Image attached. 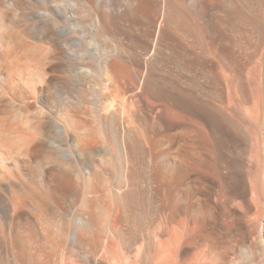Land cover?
<instances>
[{"label":"bare ground","instance_id":"6f19581e","mask_svg":"<svg viewBox=\"0 0 264 264\" xmlns=\"http://www.w3.org/2000/svg\"><path fill=\"white\" fill-rule=\"evenodd\" d=\"M0 264H264V0H0Z\"/></svg>","mask_w":264,"mask_h":264}]
</instances>
